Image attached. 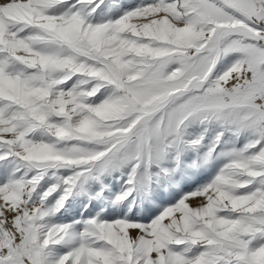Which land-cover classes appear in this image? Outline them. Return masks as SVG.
I'll return each mask as SVG.
<instances>
[{
	"label": "snow or ice",
	"instance_id": "snow-or-ice-1",
	"mask_svg": "<svg viewBox=\"0 0 264 264\" xmlns=\"http://www.w3.org/2000/svg\"><path fill=\"white\" fill-rule=\"evenodd\" d=\"M0 264H264V0H0Z\"/></svg>",
	"mask_w": 264,
	"mask_h": 264
}]
</instances>
